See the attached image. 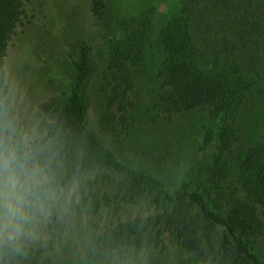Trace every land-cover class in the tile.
I'll list each match as a JSON object with an SVG mask.
<instances>
[{
  "label": "trees",
  "instance_id": "obj_1",
  "mask_svg": "<svg viewBox=\"0 0 264 264\" xmlns=\"http://www.w3.org/2000/svg\"><path fill=\"white\" fill-rule=\"evenodd\" d=\"M27 1L0 0V117L16 121L8 98L6 57L23 24ZM88 10L96 28L105 15V0H88ZM118 26L121 34L106 44L114 83L100 86V126L120 142L134 106L135 71L143 62L151 21L145 15ZM159 41L167 58L155 108L169 118L209 109L218 124L204 191L187 183L168 191L162 179L123 163L96 136L88 121L96 65L87 43L74 59L70 96L40 107L48 123L38 140L57 154L61 187L66 190L88 174L104 172L83 185L77 204L81 212L114 205L154 209L147 217L118 223L96 237L83 264H264L252 243L264 229V126L260 140L239 170L234 169L242 107L264 95V0H190L168 21ZM63 230L61 224H52L45 238L27 240L19 250L0 247V264H47ZM168 237L179 253L167 246Z\"/></svg>",
  "mask_w": 264,
  "mask_h": 264
},
{
  "label": "rangeland",
  "instance_id": "obj_2",
  "mask_svg": "<svg viewBox=\"0 0 264 264\" xmlns=\"http://www.w3.org/2000/svg\"><path fill=\"white\" fill-rule=\"evenodd\" d=\"M189 1L105 0V15L96 28L88 0L27 1L23 24L18 27L6 57L8 98L22 127L37 138L45 132L48 118L40 107L70 96L76 76L74 59L80 47L87 43L96 65L89 87L88 110V121L96 136L123 163L162 179L168 191L173 193L185 183L204 191L218 141V124L211 111L197 109L169 118L155 108L163 85L160 71L167 58L159 35ZM145 15L150 18L151 29L145 40L142 65L135 71L134 106L128 114V129L117 142L100 126L103 105L100 86L105 81L114 83V72L107 69L106 44L121 34L119 22ZM31 54V59L26 57ZM242 113L241 136L234 147L235 171L263 133L264 95L249 99ZM103 173L88 174L72 184L53 208L49 220L37 228L39 235L35 240L47 236L49 225L64 227L56 238L54 250L48 254L47 264H83L96 237L118 223L154 212L150 206L131 205L81 212L77 204L83 185ZM166 243L170 250L179 253L171 237ZM252 243L264 262V229Z\"/></svg>",
  "mask_w": 264,
  "mask_h": 264
},
{
  "label": "clouds",
  "instance_id": "obj_3",
  "mask_svg": "<svg viewBox=\"0 0 264 264\" xmlns=\"http://www.w3.org/2000/svg\"><path fill=\"white\" fill-rule=\"evenodd\" d=\"M60 162L47 144L8 115L0 117V247L19 250L38 238L66 195Z\"/></svg>",
  "mask_w": 264,
  "mask_h": 264
}]
</instances>
